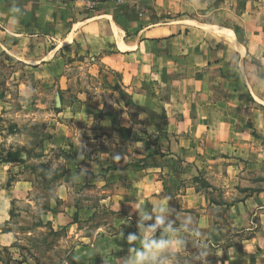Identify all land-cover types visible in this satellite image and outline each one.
<instances>
[{"label":"crops","instance_id":"obj_1","mask_svg":"<svg viewBox=\"0 0 264 264\" xmlns=\"http://www.w3.org/2000/svg\"><path fill=\"white\" fill-rule=\"evenodd\" d=\"M2 55L55 79L61 156L41 212L0 163V230L19 200L77 242L64 264H136L146 241L167 244L143 264L190 242L264 264V0H0Z\"/></svg>","mask_w":264,"mask_h":264},{"label":"rangeland","instance_id":"obj_2","mask_svg":"<svg viewBox=\"0 0 264 264\" xmlns=\"http://www.w3.org/2000/svg\"><path fill=\"white\" fill-rule=\"evenodd\" d=\"M43 80L38 74L25 71L21 62L0 56V155L15 156L7 181L11 186L21 179L31 182L29 199L40 198V212L45 210L50 189L60 176L57 169L60 165L55 160L61 156L56 151L45 152L43 147L55 128L54 115L61 100L55 79ZM11 210L12 215L1 224L0 233L11 231L16 240L13 247L4 250L0 246V264H64L68 260V252L77 242L66 240L67 231L54 233L43 227L39 211L25 201L16 200ZM208 247L212 246L207 243L200 248L190 242L185 251L173 253L171 258L174 264H222L214 259V251ZM228 261L227 264H244L241 260Z\"/></svg>","mask_w":264,"mask_h":264},{"label":"clouds","instance_id":"obj_3","mask_svg":"<svg viewBox=\"0 0 264 264\" xmlns=\"http://www.w3.org/2000/svg\"><path fill=\"white\" fill-rule=\"evenodd\" d=\"M147 219V217H145ZM128 239L130 241H135L137 239V237L135 235H129ZM167 244V242L165 241H160V242H156V241H146L143 245L145 251L144 252H140L138 253V261L136 262V264H143V262L146 259H151L153 258L157 251L163 247H165Z\"/></svg>","mask_w":264,"mask_h":264},{"label":"built area","instance_id":"obj_4","mask_svg":"<svg viewBox=\"0 0 264 264\" xmlns=\"http://www.w3.org/2000/svg\"><path fill=\"white\" fill-rule=\"evenodd\" d=\"M89 9H94L95 7L102 5V4H109V3H116L120 4L125 2L126 0H84Z\"/></svg>","mask_w":264,"mask_h":264},{"label":"trees","instance_id":"obj_5","mask_svg":"<svg viewBox=\"0 0 264 264\" xmlns=\"http://www.w3.org/2000/svg\"><path fill=\"white\" fill-rule=\"evenodd\" d=\"M235 30L237 31V28ZM15 161H16V158L13 155H9V156L7 155L5 157H1V155H0V163H14ZM6 186H7V188L11 187V182L7 181V185ZM10 215H11V213H10ZM1 231H2V227H1ZM5 232L8 233V232H11V231H5ZM11 247H13V245H11ZM208 249L211 250V251L215 250V248L213 246L212 247H208Z\"/></svg>","mask_w":264,"mask_h":264}]
</instances>
